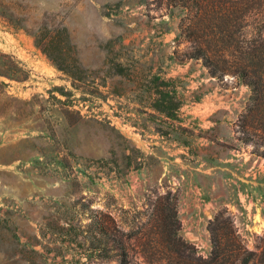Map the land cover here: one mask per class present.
Segmentation results:
<instances>
[{"label":"rangeland","instance_id":"rangeland-1","mask_svg":"<svg viewBox=\"0 0 264 264\" xmlns=\"http://www.w3.org/2000/svg\"><path fill=\"white\" fill-rule=\"evenodd\" d=\"M2 1L14 17L0 16V50L31 70L7 90L34 101L18 123L0 106V207L21 241L48 264H120L123 244L128 264H239L248 253L264 264V119L246 117L252 91L237 75L190 58L205 42L220 69L262 74L264 0ZM44 25L57 30L52 60L27 32ZM154 76L183 99L166 138L150 115ZM167 194L193 247L179 255L155 244Z\"/></svg>","mask_w":264,"mask_h":264},{"label":"trees","instance_id":"trees-1","mask_svg":"<svg viewBox=\"0 0 264 264\" xmlns=\"http://www.w3.org/2000/svg\"><path fill=\"white\" fill-rule=\"evenodd\" d=\"M7 10L8 8L5 6L4 2L0 0V16L5 18L9 17L12 21L14 15L9 14ZM202 12L205 16H208L209 14L207 8ZM203 14H201V16ZM206 21L207 20L201 22L198 21L197 27L199 30L202 29V26ZM37 31L40 32L41 36L36 33V30H29L27 32L35 37L36 46L52 60L49 48L56 42L57 30L55 28L49 29L47 25H44L37 28ZM198 45L197 48H194L190 58L202 59L212 76L219 77L226 73H232L243 80L252 91V96L250 98L251 105L248 107V114L246 117L253 118L254 122H261L264 119V115H262L264 107V72L258 74L248 67H239L234 70L220 69L217 65V58L210 54L207 49V44H205V42H198ZM54 65L67 75L74 77L71 72L64 69L61 65H58L56 62H54ZM30 75L31 70H29L22 61L18 60L15 56L4 53L0 50V106L3 111L2 115L6 116L10 121L13 120L15 123H18L17 121L22 117L21 107L23 105L29 107L30 113L34 112V101L21 100L10 95L7 90L9 87L7 81L23 83L30 79ZM151 83L153 84V89L151 94L152 103L150 107L154 113H151L150 115L152 120L159 121L161 125L168 127V130H164L158 126L156 128V132L161 137L166 138L171 135L169 132L171 122H181L179 111L183 106V99L179 96L174 81H165L160 76H154ZM78 114L80 113L78 112ZM251 127L254 131H259V128L256 126ZM179 129L186 131V128L183 126H180ZM178 143L185 147L188 146V142L182 141L180 138L178 139ZM262 156L264 157V152L262 153ZM165 200L166 204L157 208L158 214L156 216V225H154V227L156 228V234L159 235V238L161 237L162 240L157 238L155 244L166 245L167 248L169 247L171 250L175 251L177 255H179L185 247H189L193 250V247L189 246L180 235L181 226L177 214L175 213L173 197H171L170 194H167ZM220 243L218 235H213V245L215 249L221 248ZM34 246L35 245L31 242L23 243L21 241L13 210L3 211V208L0 207V264H41L38 263L37 258H42L44 264H48V259L35 250ZM118 249L120 264H128V252L124 244ZM215 254L212 263H218L215 261L222 253L218 250ZM239 264L259 263L253 258V254L248 253L241 258Z\"/></svg>","mask_w":264,"mask_h":264}]
</instances>
